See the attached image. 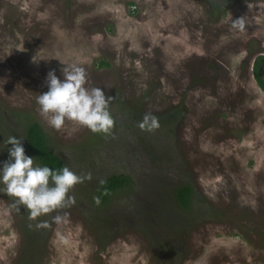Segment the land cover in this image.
Here are the masks:
<instances>
[{
    "label": "rangeland",
    "instance_id": "rangeland-1",
    "mask_svg": "<svg viewBox=\"0 0 264 264\" xmlns=\"http://www.w3.org/2000/svg\"><path fill=\"white\" fill-rule=\"evenodd\" d=\"M244 16V32L231 19ZM264 54V2L215 17L201 0H0V107L26 111L68 148L91 132L41 117L36 96L60 62L86 69L87 87L120 92L159 113L183 104L179 148L205 198L223 210L189 234L184 264H264V90L253 64ZM101 61L108 64L100 65ZM54 224L41 264H156L139 231L100 249L80 206ZM21 233L0 194V264H13Z\"/></svg>",
    "mask_w": 264,
    "mask_h": 264
},
{
    "label": "trees",
    "instance_id": "trees-1",
    "mask_svg": "<svg viewBox=\"0 0 264 264\" xmlns=\"http://www.w3.org/2000/svg\"><path fill=\"white\" fill-rule=\"evenodd\" d=\"M201 1L218 17L247 0ZM253 74L264 90V54L255 58ZM109 108L114 118L109 134L91 132L83 143L61 149L31 113L11 110L6 114L0 107V161L7 159L11 147L5 143L7 137L18 136L36 163L57 169L67 165L78 175L91 174V179L70 189L74 204L35 220L28 219L22 205L17 210L14 198L0 193L12 206L21 233V247L13 264H41L55 224L52 217L74 205L82 209L100 249L122 233L136 230L146 237L156 264H184L193 228L223 215L196 187L179 148L178 125L186 111L183 104L153 113L117 92ZM148 112L159 122L151 132L138 127ZM95 198H99L98 204ZM38 222L48 226L37 228Z\"/></svg>",
    "mask_w": 264,
    "mask_h": 264
},
{
    "label": "clouds",
    "instance_id": "clouds-1",
    "mask_svg": "<svg viewBox=\"0 0 264 264\" xmlns=\"http://www.w3.org/2000/svg\"><path fill=\"white\" fill-rule=\"evenodd\" d=\"M244 16L231 19V29L238 32L246 30ZM60 62L62 79L51 69L46 74L47 91L36 96L38 111L47 124L60 130L65 121H73L87 127L93 133L109 134L114 126L109 105L112 96L106 95L101 87H87L86 69L76 62ZM141 130L153 131L159 127L158 118L148 112L138 122ZM22 138L8 136L5 143L8 147L7 159L0 161V193L14 198L13 205L19 210L22 205L29 220L69 207L75 203L70 189L85 179H91L90 173L78 175L67 165L59 169L47 164L41 165L26 154ZM99 203V198H95ZM56 223L62 217H52ZM47 222H38L37 228L47 227Z\"/></svg>",
    "mask_w": 264,
    "mask_h": 264
}]
</instances>
